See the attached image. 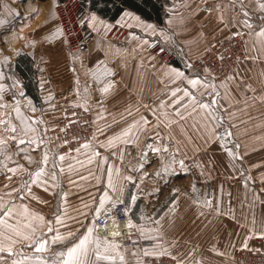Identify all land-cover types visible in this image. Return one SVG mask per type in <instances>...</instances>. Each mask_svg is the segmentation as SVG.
<instances>
[{
    "label": "snow or ice",
    "instance_id": "snow-or-ice-1",
    "mask_svg": "<svg viewBox=\"0 0 264 264\" xmlns=\"http://www.w3.org/2000/svg\"><path fill=\"white\" fill-rule=\"evenodd\" d=\"M25 2L31 7V0H21V3ZM62 2L63 0H48L46 20L43 25L39 26L40 35L38 38L35 30L27 35L23 32H17L15 21L21 15L25 21L29 20L39 12V8H31V11L26 10L21 14L18 9L0 2V7L5 10L4 14L0 15V35L5 32L10 33V37L6 36L3 41L9 44V47H11V41H25L22 47L32 48L31 54L33 56H35V50L38 46L50 44L53 41L59 42L69 49L67 55L73 61L71 71L77 73L75 61L79 60L81 67H84L87 57L83 54V47L71 50L72 44L69 37L72 33L66 30L62 20V9L60 8ZM66 7L67 5H65ZM253 8L256 13L255 18L261 21L258 24L253 23L254 17L251 11ZM198 10L205 12L209 19L215 12L217 24L223 26L217 30L223 31L226 28L230 32L227 39H243L247 35L252 41L253 48L259 46L260 49H264V0H251L249 5H246L244 0H229L227 4L214 0V6H209L205 0L203 8ZM102 12L103 8L97 5V0H89L88 12L82 14L74 23L78 24L81 29L95 33L94 50L103 51L105 55L112 47L109 36L113 29L118 27L128 28V37L138 41L137 47L141 49L147 45L150 49L158 48L160 53H164L170 44H175V35L170 33L168 27L172 23L171 18L166 21L165 25L161 26L150 23L135 12L123 8L119 18H116L113 24L103 18ZM133 28L139 29L143 36L148 38L144 39L143 36L137 35L135 31L131 30ZM200 35L203 37L204 33L201 32ZM245 45H247V41H245ZM213 48L215 45L209 44L205 52ZM14 50L19 54L18 49ZM246 53L247 47H245V58L255 59L247 56ZM149 59H155V57H149ZM218 59L221 61L222 71L225 60L224 54H219ZM151 67H155V65H151ZM161 67L163 75L167 77L170 84L175 85L179 82L185 85L171 89V104L166 105L165 100L160 101V108L163 109L166 106L172 108L174 118H170L169 114L164 112V119L161 120L156 111L148 109V106L144 105V108L148 109L153 117H156L157 124L151 125L148 117L141 114L138 107L128 105L124 112L119 114L118 120L113 117L111 125L106 124L104 129L97 128L91 138L75 149L78 154L82 149L86 150V161L77 160L81 167L84 166V163L91 165L95 161L101 175L105 173L107 175V184L99 196L98 204L93 201L92 208L94 211L89 210V205L84 204L83 208L86 211L78 212V215L85 220H88L89 216L91 218V222L86 225L81 234L80 230L67 229L66 221L75 220L76 217H70L66 214L68 193L63 191L62 180L60 179L65 169L59 165L70 157L72 148L69 147L67 153H60L59 148L70 145L71 142L64 138L62 145H57L54 149L52 147L53 138L48 136V132L54 131L57 125L53 123L51 127L48 126L49 122L45 121L43 110L38 117L26 115L22 111L24 106L33 113L37 109L35 103L26 97L21 79L12 71V57L4 55L0 50V176L4 177V182H0V187L6 190L3 195H0V264H130L127 258L129 254L134 258L132 264H205L204 260L197 258L198 246H192L187 251L182 252L178 250L176 239H168L164 222L167 220L170 227L175 224L170 215L171 212H174L179 201L180 189H172L176 199L172 200V208L169 213L160 216L159 219L141 215L140 220L143 223L137 224L130 217L132 208L122 198L125 193L124 182L134 183L139 179L142 183L149 176L171 177L176 174L178 169L187 173L190 164L200 169V175H205L206 162L198 159L204 151L200 143L188 136L183 148L179 141H176L175 146H171L166 142V140L175 139L171 131L168 132L167 138L160 132L153 131L154 128H159L161 124L170 129L171 126L186 121L193 114L200 117L193 124V127L200 133V140L203 141L204 145L210 146L218 143L230 161L242 164L243 156L239 152L240 145L234 144L229 147L231 130L224 128L223 132L220 131L224 127L226 119L223 112H227V109L225 108L221 112L220 107H217L221 97L220 89L223 88L225 95H227L231 91L230 82L236 79L237 73L225 74L224 79L217 83L219 77L216 75V70L205 65H201L202 73L191 62H186L183 70L167 64ZM39 70L44 71L42 68ZM86 74L92 77L96 87L93 88L92 83H89L84 88L83 103L73 101H69V103L72 107L83 108L85 112L90 111L89 90L97 91L100 98L95 102L99 109L96 119L102 120L105 116L104 98L112 93L116 86V81L110 79L114 75V71L107 67L105 61L97 60L93 67L86 70ZM45 84L46 81L41 79L40 88L42 91ZM245 87L252 89L251 84H247ZM73 91L77 97H80V77L78 74L75 77ZM205 96L208 97L207 100L204 99ZM54 100L55 96L51 91L43 96V103L47 104L52 111L56 110ZM24 101H26V105L23 103ZM72 115L76 116V113L73 112ZM73 123L76 121L68 120V125L59 128V131L67 133L68 126ZM85 123L88 122L85 121ZM118 124H123V127L119 131L105 136V130ZM148 132L152 134L146 136L145 133ZM99 137H104V139ZM55 139L60 140L61 137L57 136ZM128 147L136 149V163L127 166L130 174L121 179V166L115 162L109 163V160H119L122 164ZM101 149L108 155H103ZM149 152L157 154L155 167L151 173L146 170V165L151 163L148 160ZM33 153L37 155L34 156ZM232 167L240 174L245 187H247L248 181L252 180V177L250 175L244 176L242 168L236 169L235 163L232 164ZM253 167H259V165H253ZM67 170L71 173L73 165L68 164ZM136 173L141 175L137 176ZM89 174L91 175V173ZM79 179L83 180L84 177L79 176ZM260 179L264 183V175H261ZM252 182L255 183L254 180ZM69 183H74L71 178H69ZM33 186L58 197L56 210L51 218L30 207L31 201L43 205L49 203L48 200L33 190ZM136 188L138 191L140 190L139 183L136 184ZM58 189L59 191H57ZM262 193H264V189H262ZM183 195L185 198L191 199L193 205L197 206L198 209H206L208 213H214L217 216L229 215L237 223H240L230 201L227 212H224L222 198L219 200L207 196L202 198L194 182L191 191H185ZM260 195L261 193H253L257 199ZM130 200L134 204L137 195L133 193ZM118 205H124L122 213L119 214L126 217L125 227L129 230L128 235L130 236L132 230H135L142 239L149 242L142 249L137 247L129 253V250L115 239L124 235L115 215L111 217L114 230L109 233V215L117 210ZM198 214L204 215L205 212L200 210ZM149 224L151 227L147 226ZM240 226L249 232V237H246L242 244L243 248L248 247L247 239L253 234L264 238V220L257 228L256 219L253 216L250 224H240ZM135 243L133 241V244ZM212 250L221 256L226 254L219 251L215 246Z\"/></svg>",
    "mask_w": 264,
    "mask_h": 264
},
{
    "label": "crops",
    "instance_id": "crops-1",
    "mask_svg": "<svg viewBox=\"0 0 264 264\" xmlns=\"http://www.w3.org/2000/svg\"><path fill=\"white\" fill-rule=\"evenodd\" d=\"M154 1L158 2L161 8V21L147 18L135 9H127L140 15L142 19L161 26L165 25L166 21L171 18L172 23L168 27L170 28V33L175 35V44H170L166 48V51L175 56V60L172 62H166L161 57L150 53L147 45H144L143 49L137 47L139 42L131 40L128 37L129 29L126 27H123L124 37L121 39L109 36L112 47L107 52V55L103 51L94 50L95 38L91 48L92 52L89 56H86L87 59L84 62V67H81L79 60L75 61L77 73L71 71L73 61L67 55L69 49L62 46L59 42L53 41L50 44L38 46L35 50V56L31 54L33 52L32 48L22 47L25 43L23 40L11 41V47H9V44H2L3 47L0 50H2L4 55H10L12 57V71L21 79L26 97L35 103L37 109L33 113L24 106L22 107V111L26 115L38 117L41 115V110H43L44 119L49 122L48 126L51 127L53 123L57 125L54 131L48 132V136L53 138L52 147L54 149L57 145H62L63 138L59 133V128L65 116L66 109L75 108L71 106L69 101L83 103L82 98L85 96L84 88L89 83H92L93 88L96 87L92 81V77L86 74V70L93 67L97 60L105 61L107 67L114 71V75L110 79L116 81V86L114 91L104 98L105 116L102 120L96 119L99 109L95 102L100 98V94L97 91L89 90V107L93 120L95 121L96 129H104L106 124L111 125L113 117L118 120L119 114L123 113L128 105L138 107L141 114L148 117L151 125H156L157 120L156 117L151 115L148 109L156 111L157 116H160L161 120L164 119V112H167L170 118H174L172 108L167 106L163 109L160 108V101L165 100L166 105L171 104V89L173 87H184L185 85L179 82L175 85L170 84L167 77L163 75L161 66L167 64L183 70L185 63H192L201 51L199 22L204 26L214 27L222 25L217 24L215 12L211 19H209L205 12L198 10L203 8L205 0ZM206 2L209 6H214V0H206ZM219 2L227 4L229 0H219ZM244 3L249 5L251 0H244ZM87 6L89 8V5ZM41 7L38 4H31L30 8H39V12L33 15L28 21H25V23L18 24L15 27L16 31L23 32L27 35L35 30L38 38L40 35L39 26L45 23V14L48 9V6H46L47 8L44 10H40ZM168 10L171 11L169 12ZM251 11L254 17L253 23H260L261 21L255 18V9L253 8ZM103 18L110 23H115V21H110L105 16ZM21 19H23V15H21ZM131 30L135 31L137 35L143 36L139 29L133 28ZM225 30L230 35L229 30L226 28ZM143 38L147 39L148 37L143 36ZM246 41V54L255 59H246L244 56L239 60L233 71L237 73L236 79L230 82L231 91L225 95L224 89L222 88V101L224 107L228 110L236 108L246 110L244 113L246 116L254 113L264 123V99H262L264 98V49H260L259 46L253 48L252 41L248 36ZM14 49H18L19 54ZM149 57H155V59H149ZM26 58L30 59L31 64V74L27 77L19 70V67H23L22 63ZM151 65H155V67H151ZM41 68L44 69L43 72L39 70ZM77 74L80 77V97H77L73 91ZM41 79L46 81L43 91L40 88ZM247 84H251L252 89L246 88L245 85ZM49 91L53 92L55 96V100L53 101L56 105L55 111L50 110L48 105L43 103V96ZM23 103L26 105V101ZM144 105H147L148 109H145ZM199 119L200 117L198 115L193 114L186 121L175 124L170 129L165 128L161 124L159 128H154L153 131L160 132L166 138L168 132L171 131L175 139L171 141L166 140V142L171 146H175L176 141H179L183 148L188 136H191L196 142L200 139L196 128L193 127V124ZM121 127H123V124L112 126L110 129L105 130V136L119 131ZM151 134V132L145 133L146 136H150ZM57 136L61 137V139L56 140L55 138ZM99 138L104 139V137ZM149 142L152 141L149 140ZM60 148L59 152L62 153ZM100 151L103 155H108L103 149ZM33 155L36 156L37 154L33 153ZM189 155H191V152H189ZM136 156V149L134 147H128L122 164L119 160L113 161L112 159L109 160V163L115 162L121 166L122 179L123 176L130 174L127 166L136 163ZM86 158V150L82 149L79 154L76 152L70 154V157L59 165L65 169L60 179L62 180L63 191L68 193L66 214L70 217H76L75 220L66 221L67 229L73 231L80 230L81 234L86 225L91 222V218L89 216V219L85 220L82 216L78 215V212L86 211L83 208L84 204L89 205V210L94 211L92 208L93 201L98 204L99 196L103 193L107 184L106 173L101 175L95 161L91 165L84 163L83 167L77 163V160L86 161ZM148 160L151 163L146 165V170L151 173L155 167L157 154L149 152ZM68 164L73 165V171L71 173L67 170ZM213 173V167H207L205 170L206 175L202 176V178L200 176V169L190 164L187 173L178 169L176 174L171 177L164 176L157 178L155 176H149L142 183L139 179L134 183L124 182L125 193L122 198L132 208L131 218L134 223L140 224L143 223L140 220L141 215L159 219L160 216L169 213L172 208L171 202L176 199V196L172 193V189H180L179 201L175 206L174 212H171L170 215V218L175 221V224L170 227L167 220L164 222L168 239H176L178 250L182 252L187 251L192 246H198L197 258L204 260L205 264H242L235 256V251L242 247L245 238L249 237V232L246 228H242L240 224H250L252 217L255 216L257 228H259L261 221L264 220V193H262L264 184L260 183L259 186H250L248 184L245 187L244 181L231 182L228 180L216 182ZM135 175L139 176L141 174L136 173ZM79 176H83L84 179H79ZM69 178L74 183L70 184ZM0 182H4L3 176H0ZM193 182L199 189V194L202 198L204 196L209 198L214 197L217 200L222 198L224 212H227L230 201L240 223H237L229 215L222 214L217 216L214 213H208L206 209H198L197 206H194L192 200L185 198L183 195L185 191H191ZM137 183L140 184L139 191L136 188ZM244 188L255 189L254 192L261 193V195L258 199L254 196H249L243 191ZM220 189L222 190L220 191ZM232 189L238 190L232 192ZM33 190L48 200L49 203L43 205L38 204L36 201H31L30 207L51 218L56 210L58 197L45 193L42 189L36 188L35 186H33ZM4 191L6 190L0 187V195H3ZM133 193L137 195V200L134 204L130 200ZM231 195L234 197L232 198ZM5 198L7 199V197ZM200 210H203L205 214L199 215L198 212ZM147 226L151 227L150 224ZM61 231H64V229H61ZM115 239L122 244L120 237H116ZM247 245L249 248L264 252V238L260 236L251 235L247 239ZM213 246L226 254L224 256L218 255L212 250ZM127 249L130 253L134 248ZM127 258L130 264H132L134 258L130 254Z\"/></svg>",
    "mask_w": 264,
    "mask_h": 264
},
{
    "label": "built area",
    "instance_id": "built-area-1",
    "mask_svg": "<svg viewBox=\"0 0 264 264\" xmlns=\"http://www.w3.org/2000/svg\"><path fill=\"white\" fill-rule=\"evenodd\" d=\"M65 5L67 7L65 8ZM60 8L62 9L61 16L65 24V28L71 31L72 35L69 37L72 44V49L75 50L77 47H83L84 56H89L92 52V44L96 38L95 33H90L87 30L81 29L80 26L74 23L82 14H86L89 10L88 6L85 5L81 0H65L61 3ZM67 34V32H66ZM110 36L117 39L124 37V28L118 27L113 29ZM247 35L243 39L225 40L217 50H213L207 53L206 57L200 62H196L195 66L199 69L201 65L208 66L216 70V75L220 79H224L225 74H230L234 71L238 61L245 55V41ZM148 51L161 57L166 62H172L175 60V56L165 50L164 53H160L159 49H150ZM224 54L225 60L223 61V69L221 71V61L218 59L219 54ZM239 58V59H237ZM202 69V68H201ZM75 112L76 116L72 113ZM67 116V118H65ZM65 116L61 121L60 128L68 125V120L76 121L72 125L68 126L67 133L61 134L62 138L70 140V145L61 146V152L67 153L69 147L72 148L71 154H74L75 149L83 144L87 139L91 138L96 132L95 124L93 123V116L90 111L85 112L83 109L67 108ZM87 121L88 123H85ZM124 205H118L117 210L109 215L108 225L109 233L111 232L113 215L120 223V230L123 231L124 235L120 236L121 243L125 248H143L149 242L142 239L139 233L132 230V234L129 236V230L125 227L126 217L122 213ZM131 217V213H130ZM103 219V218H101ZM133 241L136 243L133 244ZM236 257L241 260L242 264H264V252L259 250H252L250 248H239L235 252Z\"/></svg>",
    "mask_w": 264,
    "mask_h": 264
},
{
    "label": "rangeland",
    "instance_id": "rangeland-1",
    "mask_svg": "<svg viewBox=\"0 0 264 264\" xmlns=\"http://www.w3.org/2000/svg\"><path fill=\"white\" fill-rule=\"evenodd\" d=\"M0 2L9 4L12 8L18 9L21 13H24L26 10L31 11V8L27 7L29 4L27 2L21 3V0H0ZM31 4H38L40 7L42 6L40 10H44L47 8L46 6H48V2H46V0H31ZM4 11L5 10L0 7V15L4 14ZM22 23H25V20L21 19V17L17 18L15 21V27ZM222 27L223 26H204L201 22H199V33L203 32L204 36L201 37L200 35L199 37L201 51L199 52L198 57L193 60L192 64L195 65L196 62L203 60L208 52L217 50L219 46H221L223 42L227 40L229 34L225 32L226 30H217L218 28ZM6 36L10 37V33L5 32L3 35H0V48L3 47L2 44H4L3 41ZM209 44H214L215 48L205 52V49L209 46ZM199 69L202 73V69ZM220 80L223 79L219 78L217 83H219ZM220 92L221 97L219 98V104L217 107H220L221 112H223L225 107L222 101V88L220 89ZM204 99L207 100L208 97L205 96ZM245 112L246 110L243 109H227V112H223L226 117L224 127L220 129L221 132L224 131V128H229L231 130L232 135L229 137V147H232L234 144L240 145L239 152L243 156L242 164L239 162L230 161L227 155L219 147L218 143H214L209 146L204 145L202 140H198V143H200L202 149H204L198 159L206 162L205 170L207 167H213L214 180L216 182H224L228 180L231 182L244 181L240 174L232 167V164L235 163L236 169L242 168L244 176L250 175L252 177V180L248 181L250 186H259L260 183L264 184L260 179L261 175H264V123H262L261 119L257 118L254 113H252V115L248 114V116H246L244 114ZM250 112H252V110H250ZM229 113H231V116H229ZM198 137H200V133H198ZM253 165H259V167H253ZM200 176L202 177V175ZM253 180L255 181L254 184L252 182ZM221 190L222 189H220V191ZM234 190L238 189H232L231 191L234 192ZM243 191H245L247 195L253 196L255 189L251 190L250 188H244ZM231 197L233 198L234 196L231 195Z\"/></svg>",
    "mask_w": 264,
    "mask_h": 264
},
{
    "label": "trees",
    "instance_id": "trees-1",
    "mask_svg": "<svg viewBox=\"0 0 264 264\" xmlns=\"http://www.w3.org/2000/svg\"><path fill=\"white\" fill-rule=\"evenodd\" d=\"M65 1V0H63ZM85 5H89V0H81ZM97 5L103 8L102 15L110 21H115L119 17L123 8H131L142 13L150 19L162 20L161 8L154 0H97ZM19 70L26 77L31 74L30 59L26 58Z\"/></svg>",
    "mask_w": 264,
    "mask_h": 264
},
{
    "label": "bare ground",
    "instance_id": "bare-ground-1",
    "mask_svg": "<svg viewBox=\"0 0 264 264\" xmlns=\"http://www.w3.org/2000/svg\"><path fill=\"white\" fill-rule=\"evenodd\" d=\"M111 229L114 230L113 226L111 227ZM112 230H111V231H112Z\"/></svg>",
    "mask_w": 264,
    "mask_h": 264
}]
</instances>
